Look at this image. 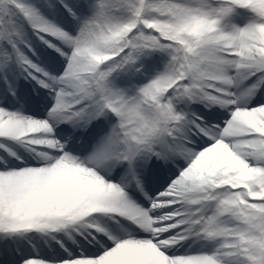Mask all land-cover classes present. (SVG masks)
I'll return each instance as SVG.
<instances>
[{"label":"snow or ice","instance_id":"1","mask_svg":"<svg viewBox=\"0 0 264 264\" xmlns=\"http://www.w3.org/2000/svg\"><path fill=\"white\" fill-rule=\"evenodd\" d=\"M0 264H264V0H0Z\"/></svg>","mask_w":264,"mask_h":264}]
</instances>
